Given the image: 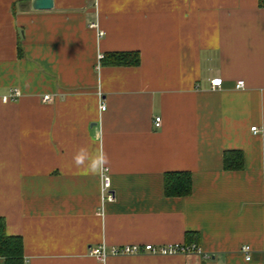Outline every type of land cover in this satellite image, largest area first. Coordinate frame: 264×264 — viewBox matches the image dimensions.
Instances as JSON below:
<instances>
[{"label": "crops", "instance_id": "1", "mask_svg": "<svg viewBox=\"0 0 264 264\" xmlns=\"http://www.w3.org/2000/svg\"><path fill=\"white\" fill-rule=\"evenodd\" d=\"M31 4L0 0V216L21 236L24 264H99L88 249L100 242L198 249L109 264H264L259 0ZM113 52L139 63H104ZM12 87L19 97L2 101ZM81 148L108 162L77 166ZM234 151L241 165L225 168ZM177 172L190 175L187 194L165 190Z\"/></svg>", "mask_w": 264, "mask_h": 264}, {"label": "built area", "instance_id": "2", "mask_svg": "<svg viewBox=\"0 0 264 264\" xmlns=\"http://www.w3.org/2000/svg\"><path fill=\"white\" fill-rule=\"evenodd\" d=\"M94 26L95 24H91ZM99 33H101L99 31ZM103 55L100 54L99 58H102ZM211 87H221L222 78L216 77L210 80ZM235 87L240 88L244 87V82L239 80L236 82ZM20 91L17 87H12L9 90V93L3 94L1 96L2 101L15 100L19 97ZM44 100H50L51 96L49 94L43 95ZM106 108L105 104L101 102L100 110H104ZM160 117L156 116L154 119V125L156 127L160 126ZM256 127H251L253 131H255ZM103 176V184L102 191L108 190L110 188V177L108 174L102 173ZM113 199V194L109 191L103 194V200L111 201ZM197 246L195 244L191 245H182V244H166V245H152L150 243H146L143 245L140 244H124V245H111L108 246L104 242H100L95 245H91L88 249L89 255L93 256L99 264H109L107 259L111 255H127V254H141V253H150V254H173V253H187L191 251H197ZM241 253L244 255L246 260L250 259L251 249L249 245H242L240 249Z\"/></svg>", "mask_w": 264, "mask_h": 264}, {"label": "trees", "instance_id": "3", "mask_svg": "<svg viewBox=\"0 0 264 264\" xmlns=\"http://www.w3.org/2000/svg\"><path fill=\"white\" fill-rule=\"evenodd\" d=\"M264 6V0H259ZM103 62L108 64H129L139 63L137 52H113L104 55ZM242 155L240 152H232L230 156H224L225 168H238L241 165ZM165 190L169 193L187 194L190 191L191 178L188 173L177 172L165 175ZM0 257L4 264H24L23 242L19 235L9 234L6 231L5 219L0 216Z\"/></svg>", "mask_w": 264, "mask_h": 264}, {"label": "clouds", "instance_id": "4", "mask_svg": "<svg viewBox=\"0 0 264 264\" xmlns=\"http://www.w3.org/2000/svg\"><path fill=\"white\" fill-rule=\"evenodd\" d=\"M74 163L81 166L88 161L89 170L93 173L100 171L108 162L106 154L98 153L95 156H90L87 149L81 148L73 157Z\"/></svg>", "mask_w": 264, "mask_h": 264}, {"label": "water", "instance_id": "5", "mask_svg": "<svg viewBox=\"0 0 264 264\" xmlns=\"http://www.w3.org/2000/svg\"><path fill=\"white\" fill-rule=\"evenodd\" d=\"M33 9H49L53 6V0H32Z\"/></svg>", "mask_w": 264, "mask_h": 264}]
</instances>
